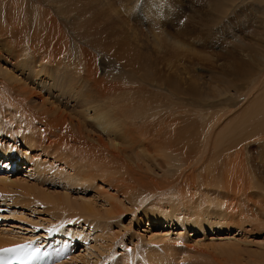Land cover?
<instances>
[{"label": "bare ground", "instance_id": "1", "mask_svg": "<svg viewBox=\"0 0 264 264\" xmlns=\"http://www.w3.org/2000/svg\"><path fill=\"white\" fill-rule=\"evenodd\" d=\"M195 2L184 22L168 27L165 18L175 14L165 0H0V55L12 66L0 67V173L28 166L23 174H50L71 188L56 194L17 184L54 206L61 221L52 234L98 215L91 201L72 196L79 187L95 190L117 223L132 214L167 230L229 231L217 236L224 243L214 252H201L207 259L192 264H264V248L244 251L230 237L264 233V0ZM225 20L259 43L232 33L228 39L238 45L230 46L219 31ZM203 61L207 78L191 72ZM249 88L246 107L232 114L235 124L219 129L234 96ZM159 92L174 97L159 100ZM63 97L84 111L63 109ZM153 162L178 168L169 196ZM9 178L0 177V185L12 188ZM74 231L43 244L0 227V248L52 251V264H93V249ZM76 237L84 244L78 257Z\"/></svg>", "mask_w": 264, "mask_h": 264}, {"label": "rangeland", "instance_id": "2", "mask_svg": "<svg viewBox=\"0 0 264 264\" xmlns=\"http://www.w3.org/2000/svg\"><path fill=\"white\" fill-rule=\"evenodd\" d=\"M261 1V0H258ZM166 4L170 6V9L173 10L175 16L174 17H166L165 18V25L167 24L168 27L178 26L179 21L181 20L184 22V17L191 14V7L196 8L195 0H165ZM229 3L234 4L237 3L236 1H232ZM183 8V13H182ZM239 10V9H238ZM235 11V14L238 12ZM242 10V9H241ZM240 10V11H241ZM210 11V10H206ZM251 13L254 14L253 10H250ZM256 18L261 16L255 15ZM171 18V19H170ZM173 18V19H172ZM168 19V21H167ZM170 19V20H169ZM229 20H225L222 23V28L219 30L220 33L223 35V38L227 41V43H231L230 46H236L238 44H232L231 41L233 39H228L229 36L234 35L241 37L245 41V43L252 44L251 42H258L251 38V34L244 37L243 29L239 28L240 24L237 21H233L232 24L228 23ZM167 22V23H166ZM138 24V23H137ZM259 25V23H255ZM154 26H148V28ZM164 28H162L163 30ZM181 29V27H179ZM154 30V29H150ZM165 30V29H164ZM231 30V31H230ZM233 31V32H232ZM232 33L234 35H232ZM164 34V33H163ZM249 41V42H248ZM259 43V42H258ZM18 48V47H17ZM218 52L220 49H214ZM6 57L5 53H1L0 55V67L1 69H5L7 71H12V66H7L4 58ZM205 63V64H204ZM5 64V65H4ZM208 62L206 63L203 61L202 65L196 66L192 68V73L207 78L210 75L207 70ZM4 67V68H3ZM190 72V73H191ZM60 79V78H58ZM59 82L61 80H58ZM209 83H211L209 81ZM61 84H65V80ZM252 88H249L245 94H238L234 96V108L231 110H227L228 117L226 121L222 124L219 129H226L231 124H235V120L237 119V115H232L234 112L239 113L238 109H242L246 107L248 92ZM59 90V89H58ZM60 91V90H59ZM54 93V92H53ZM59 92H55V96L58 95ZM161 94V92H159ZM171 93L163 92L161 95L158 96L159 100H170L173 96L170 95ZM162 96V97H161ZM59 98V97H58ZM70 101V102H69ZM68 101L67 97H63L62 100V107L70 113L82 112L85 108H83L82 104L76 103L73 101V98ZM34 103V102H33ZM36 104V103H35ZM67 104V105H66ZM81 105V106H80ZM80 106V107H79ZM245 106V107H244ZM65 107V108H64ZM77 109H76V108ZM81 110V111H80ZM217 112L220 109L216 110ZM14 116V115H13ZM1 118H4L1 115ZM6 121V120H5ZM201 122V121H200ZM89 129H91L89 127ZM252 141V140H251ZM253 147V146H252ZM256 147V146H255ZM24 149V148H22ZM25 150V149H24ZM36 154V152H32L31 154ZM33 156H36V155ZM42 162H45L46 157L41 156ZM47 160L49 162L53 160L52 157H48ZM52 162V161H51ZM58 164V163H57ZM163 169H161L158 163L153 162L152 167L154 170V177L158 182H165L167 186L164 187V191L168 188V191L165 196H169L171 194L172 188L170 182L177 179L178 168L172 167L171 163H162ZM60 164H58L59 166ZM61 166V165H60ZM14 168L11 170V174L9 175L8 172L6 174H1L0 177H9L12 176L11 183L12 188H7L5 184L1 183L0 188V227L4 230L14 231L19 235L35 237L36 240L43 242V244H47L48 241L50 242H57V240H66L69 235L68 232L70 230L72 233H76L74 230H77L81 236L86 239L87 247H91L94 251V256H89L93 264H112L113 261L120 262L119 264H123L124 262L135 263L137 260H143V262L151 261V262H158V260H165V262H171L172 264H192L196 261L207 259L201 252H214L213 248L220 247L221 243L218 240V235L221 237L229 236V231L225 232H210L208 231L205 235L200 231L189 232L190 230L182 231V230H170L166 228L167 225L156 227L157 224L155 222L151 223L149 226L148 221H145L143 224L138 223L137 219L132 214H127L121 223H117L113 220H108L107 213H106V206H102L101 203L103 202L100 200L96 195L95 190H89L86 194L79 188L73 187L71 190L72 196L78 198L79 201H86L92 202V206L97 210L98 215L95 218L88 219V222H81L77 224H73L70 226L65 227V233L62 235H58L61 231L62 226L56 228V234H52L56 224L61 220L56 221V217H53L54 208L53 205H49L46 202L42 201L38 196L35 199V194H27L23 187H29L31 185V189L35 187L33 190L45 191L46 193H62L64 190L59 186L60 182L63 183L61 180H58V177L51 176L50 174L45 177L41 175L40 177H33L23 174L22 170L28 168ZM5 170V169H4ZM204 170V166H200L199 169H196V173L200 174ZM51 172V171H48ZM191 174H194L190 170ZM23 183V187L17 185ZM64 184V183H63ZM3 188H6L4 190ZM71 189V188H67ZM75 190V192H74ZM24 191V193L22 192ZM94 192V193H93ZM96 194V195H95ZM5 197V198H4ZM6 200V201H5ZM38 200V201H37ZM102 201V202H101ZM59 213V212H58ZM137 217V216H136ZM139 217V216H138ZM68 217H66L67 219ZM65 219V220H66ZM68 230H67V229ZM67 233V234H66ZM192 233V234H191ZM260 232H252V235H247L240 233L238 237L237 235H232L230 237H235L236 240L241 242V247L244 251H263L264 248V233ZM66 235V236H65ZM193 235V236H190ZM262 235V236H261ZM159 236L162 237L160 240L155 241L153 237ZM217 238V239H216ZM44 239V240H42ZM77 243H73L71 247L74 246L75 248V255L74 257L82 256L84 250V244L81 240L76 237ZM90 248V249H91ZM95 248V250H94ZM262 248V249H261ZM92 251V250H91ZM115 253V254H114ZM86 254V253H84ZM113 255V256H112ZM111 256V257H110ZM137 256V257H136ZM110 259H107L109 258ZM127 257L129 259H127ZM193 257V258H191ZM167 259V260H166ZM145 260V261H144ZM170 260V261H169ZM174 260V262H173ZM194 261V262H193ZM122 262V263H121Z\"/></svg>", "mask_w": 264, "mask_h": 264}, {"label": "snow or ice", "instance_id": "3", "mask_svg": "<svg viewBox=\"0 0 264 264\" xmlns=\"http://www.w3.org/2000/svg\"><path fill=\"white\" fill-rule=\"evenodd\" d=\"M14 249H4L3 251H13Z\"/></svg>", "mask_w": 264, "mask_h": 264}]
</instances>
